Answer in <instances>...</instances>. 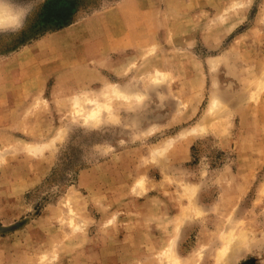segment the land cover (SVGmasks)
Wrapping results in <instances>:
<instances>
[{
	"label": "rangeland",
	"instance_id": "374dc122",
	"mask_svg": "<svg viewBox=\"0 0 264 264\" xmlns=\"http://www.w3.org/2000/svg\"><path fill=\"white\" fill-rule=\"evenodd\" d=\"M4 2L0 264H264V0Z\"/></svg>",
	"mask_w": 264,
	"mask_h": 264
},
{
	"label": "clouds",
	"instance_id": "9594fccd",
	"mask_svg": "<svg viewBox=\"0 0 264 264\" xmlns=\"http://www.w3.org/2000/svg\"><path fill=\"white\" fill-rule=\"evenodd\" d=\"M0 12H2L3 16L6 19L10 20L12 23H16L19 20V14L11 13L4 0H0Z\"/></svg>",
	"mask_w": 264,
	"mask_h": 264
},
{
	"label": "bare ground",
	"instance_id": "6f19581e",
	"mask_svg": "<svg viewBox=\"0 0 264 264\" xmlns=\"http://www.w3.org/2000/svg\"><path fill=\"white\" fill-rule=\"evenodd\" d=\"M14 14V13H13ZM17 23V22H16ZM16 23H12L10 20L6 19L4 16H3V13L0 12V28H7V27H10V26H13L15 25ZM100 110V108H99ZM197 131V130H196ZM195 131V132H196Z\"/></svg>",
	"mask_w": 264,
	"mask_h": 264
},
{
	"label": "crops",
	"instance_id": "0c3cea01",
	"mask_svg": "<svg viewBox=\"0 0 264 264\" xmlns=\"http://www.w3.org/2000/svg\"><path fill=\"white\" fill-rule=\"evenodd\" d=\"M126 40H127L126 37H121V38H119V43H120V45H121L122 43H124Z\"/></svg>",
	"mask_w": 264,
	"mask_h": 264
}]
</instances>
